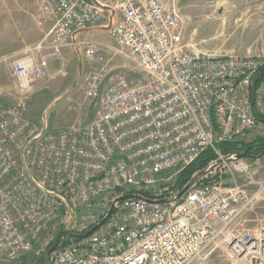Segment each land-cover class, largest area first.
Returning <instances> with one entry per match:
<instances>
[{"label": "built area", "instance_id": "built-area-1", "mask_svg": "<svg viewBox=\"0 0 264 264\" xmlns=\"http://www.w3.org/2000/svg\"><path fill=\"white\" fill-rule=\"evenodd\" d=\"M30 3L35 22L50 25L35 49L76 50L91 67L83 96L95 109L50 130L24 101L0 99V260L40 257L60 236L44 264H214L217 249L228 264H264V229L236 226L264 196V178L219 148L250 142L263 123L252 86L264 61L188 50L175 0ZM98 28L112 44L87 35ZM114 57L132 67L117 69ZM1 60L20 90L43 75L32 58ZM208 149L217 158L178 182Z\"/></svg>", "mask_w": 264, "mask_h": 264}, {"label": "rangeland", "instance_id": "rangeland-1", "mask_svg": "<svg viewBox=\"0 0 264 264\" xmlns=\"http://www.w3.org/2000/svg\"><path fill=\"white\" fill-rule=\"evenodd\" d=\"M175 1L183 19V43L188 50L257 57L264 61V0ZM31 14L30 0H0V99L7 104L24 101L28 106L29 118L35 123L46 120L50 130L88 122L95 107L85 106L83 89L91 67L81 61L74 49H67V55L62 53L57 56L47 50L35 49L50 25H38ZM87 35L101 43H113L102 28L92 30ZM13 54L15 59L29 57L41 63L43 75L26 90L19 89L9 60H1ZM111 64L119 70L132 67L121 57H114ZM255 110L264 114V82L256 91ZM256 137H264V123L253 130L246 140ZM243 159L250 163L256 179L264 178V156L260 160ZM227 164L230 167L222 169V172L226 171L224 175H229L232 170L229 161ZM218 170H212V174H217ZM250 190L253 192L255 187ZM90 220L86 223L89 224ZM236 226L253 234L264 229V196L243 212ZM42 256L29 254L25 260H0V264H42ZM209 260L214 264L232 261L225 249L212 252Z\"/></svg>", "mask_w": 264, "mask_h": 264}, {"label": "trees", "instance_id": "trees-1", "mask_svg": "<svg viewBox=\"0 0 264 264\" xmlns=\"http://www.w3.org/2000/svg\"><path fill=\"white\" fill-rule=\"evenodd\" d=\"M263 82H264V63L257 77L255 78L252 86L253 88L252 101L254 102V105L256 100V91L259 89V87L262 85ZM256 118L264 123V114H260L259 112L256 111ZM219 148L224 155L232 151H237V154L240 155V157L250 158L255 160L258 158H262L264 156V137H256L250 142L248 143L242 142L240 143V145H238V143L223 142L219 145ZM216 158L217 156L214 154L212 150L210 149L206 150L192 164L187 166L182 171V173L179 176V182L182 183L195 172H200L205 167H207L212 160H215ZM46 254L47 252L44 254V256H42L41 260H44ZM21 259L25 260L27 259V257H22Z\"/></svg>", "mask_w": 264, "mask_h": 264}, {"label": "water", "instance_id": "water-1", "mask_svg": "<svg viewBox=\"0 0 264 264\" xmlns=\"http://www.w3.org/2000/svg\"><path fill=\"white\" fill-rule=\"evenodd\" d=\"M238 157H240V155H239ZM201 173H202V172H201ZM129 197H135V196H129ZM111 212H112V208H110L108 214H110ZM104 221H105V219L102 220L97 226L93 227V228L91 229V231H95V230L98 228V226H100ZM59 240H60V236H57L56 239L54 240L53 244L51 245V247H50L49 250L47 251V255H49V254H50V253L56 248V246H57Z\"/></svg>", "mask_w": 264, "mask_h": 264}, {"label": "crops", "instance_id": "crops-1", "mask_svg": "<svg viewBox=\"0 0 264 264\" xmlns=\"http://www.w3.org/2000/svg\"><path fill=\"white\" fill-rule=\"evenodd\" d=\"M67 49H71V48H64V49L61 51L60 54H62V53H63V55H67V54H69V51H68ZM75 51H76V50H75ZM44 63H45V62H44ZM262 158H263V157H262ZM256 160H260V158H259V159H256ZM254 162H256V161H254ZM223 178H225L226 180H229V175H224Z\"/></svg>", "mask_w": 264, "mask_h": 264}]
</instances>
